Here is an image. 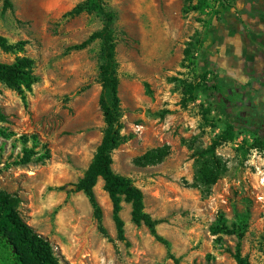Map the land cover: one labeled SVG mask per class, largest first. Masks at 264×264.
I'll return each instance as SVG.
<instances>
[{
	"label": "rangeland",
	"instance_id": "obj_1",
	"mask_svg": "<svg viewBox=\"0 0 264 264\" xmlns=\"http://www.w3.org/2000/svg\"><path fill=\"white\" fill-rule=\"evenodd\" d=\"M3 1L0 36L25 43L20 56L34 60L38 82L25 102L0 84V109L7 117L0 126L14 133L8 140L0 137V192L20 199L21 218L49 240L59 264H236V248L250 264H264V150L253 148L255 133L237 126L234 138L215 151L227 171L207 195L194 186L197 153L228 122L215 109L217 74L210 60L221 29L247 13V3L241 8L242 0H207L209 8L199 11L194 8L203 0H104L115 15L122 127L112 170L142 192L144 211L159 221L156 232L165 246L131 223L127 204L120 216L128 244L116 239L99 179L94 194L104 238L87 198L72 187L91 162L105 124L98 104L99 41L70 48L100 30L101 17L69 14L85 0H10L6 10ZM189 45L191 61L183 62ZM13 60L0 50V62ZM186 85L194 87L192 95L184 94ZM22 135L37 136L36 151L48 150L49 159L13 165L21 155L15 140ZM162 145L170 153L161 164L134 163ZM221 220L234 234L212 233Z\"/></svg>",
	"mask_w": 264,
	"mask_h": 264
},
{
	"label": "trees",
	"instance_id": "obj_2",
	"mask_svg": "<svg viewBox=\"0 0 264 264\" xmlns=\"http://www.w3.org/2000/svg\"><path fill=\"white\" fill-rule=\"evenodd\" d=\"M254 1V0H252ZM207 0H203L199 7L194 10L204 11L209 8ZM224 3V0L222 1ZM11 8L10 0L3 1V10ZM96 13L102 19L100 30L93 32L85 41L72 46L71 50H82L93 41H99L100 65L99 78L101 81V92L98 99L105 128L99 145L89 163L83 176L72 185L75 192L82 193L87 198L92 209V216L97 223L98 232L108 238L105 228L102 226V212L97 203L94 188L99 179L103 182V191L107 194L112 207V222L116 231V239L125 243L124 223L120 216L122 204L130 206V221L135 227L144 226L150 234L163 245L167 242L156 232L159 221L151 218L144 211L143 194L133 185L132 181L124 176L115 174L112 170L111 153L121 144V124L119 115L120 100L118 96V78L116 62V45L114 35L115 15L108 10L104 0H85L76 6L69 14ZM217 15V12L215 13ZM24 42L14 44L0 36V50L5 54L14 56L11 63L0 62V84L16 92L21 100L25 102L26 94L32 91V87L38 82L34 74L35 62L28 56L20 54L24 51ZM190 45L183 51V62L191 61ZM214 93H220L221 79L217 76L216 82L212 85ZM194 87L186 85L185 95H192ZM220 112V108L216 107ZM223 112V111H222ZM233 118L227 117V124L222 133L214 139L209 147L197 153L198 167L194 174V186L200 188L204 194H209L212 186L227 171L226 163L216 155V149L234 138L237 125L232 122ZM0 123H7V117L0 109ZM236 125V126H235ZM14 133L6 127L0 126V137L10 139ZM31 141V147L27 143ZM15 142L21 145V155L13 162L15 166H26L30 163H42L49 159L48 150L43 153L36 151L39 145L37 136L22 135ZM253 148L264 150V139L257 137ZM168 145L151 149L135 159L137 166L147 167L161 164L169 155ZM1 172V170H0ZM20 199L15 195L0 192V264H59L53 247L47 238L38 234L32 227L27 225L21 218L18 206ZM214 235L219 233L234 234L223 220L211 228ZM236 264H250L246 257H243L240 250L236 248L232 255Z\"/></svg>",
	"mask_w": 264,
	"mask_h": 264
},
{
	"label": "crops",
	"instance_id": "obj_3",
	"mask_svg": "<svg viewBox=\"0 0 264 264\" xmlns=\"http://www.w3.org/2000/svg\"><path fill=\"white\" fill-rule=\"evenodd\" d=\"M244 2L247 13L235 15L234 24L221 29L210 66L221 80L237 84L247 98L255 94L264 103V0H242L241 8Z\"/></svg>",
	"mask_w": 264,
	"mask_h": 264
},
{
	"label": "flooded vegetation",
	"instance_id": "obj_4",
	"mask_svg": "<svg viewBox=\"0 0 264 264\" xmlns=\"http://www.w3.org/2000/svg\"><path fill=\"white\" fill-rule=\"evenodd\" d=\"M261 91L263 89H260ZM214 95L217 99L215 109L219 107L225 119L233 118L232 122L239 128L251 131L256 137L264 139V103L258 102L255 94L247 98L237 84L221 80L220 93Z\"/></svg>",
	"mask_w": 264,
	"mask_h": 264
},
{
	"label": "built area",
	"instance_id": "obj_5",
	"mask_svg": "<svg viewBox=\"0 0 264 264\" xmlns=\"http://www.w3.org/2000/svg\"><path fill=\"white\" fill-rule=\"evenodd\" d=\"M141 128H142L141 126H136L134 130H135L136 132H140Z\"/></svg>",
	"mask_w": 264,
	"mask_h": 264
}]
</instances>
